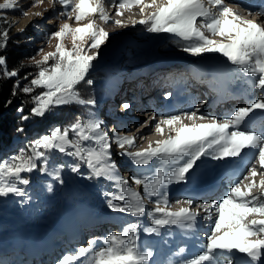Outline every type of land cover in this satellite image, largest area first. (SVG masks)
<instances>
[{
	"label": "snow or ice",
	"instance_id": "obj_1",
	"mask_svg": "<svg viewBox=\"0 0 264 264\" xmlns=\"http://www.w3.org/2000/svg\"><path fill=\"white\" fill-rule=\"evenodd\" d=\"M49 2H58L66 10L70 9L61 15L74 19L79 26L72 27L65 22L52 33V38L58 41L55 51L44 54L40 61L35 62L38 71L29 86L22 89L24 93H32L34 88L44 90L33 96L34 107L31 114L36 117H43L53 107L60 105L96 104L94 99L81 98L77 85L81 82L92 83L85 77L93 67L92 62L98 59V52L89 53L92 49L98 50L109 38L108 32L99 27L95 20L80 23L97 15L107 23L110 17L104 8V0ZM42 3L43 0H34L32 6ZM113 6L116 7L117 16H122L124 10L138 7L140 14L145 17L138 23L145 25L148 32L173 33L182 40L189 41L182 50L193 56L221 53L244 74L255 78L254 88L264 91V25L241 17L227 6L225 0H119ZM17 8L22 15L29 14L20 7L18 0H4L0 3V10ZM148 9L153 11L147 12ZM34 15L42 16L43 13L37 12ZM257 15L264 17V7L260 8ZM200 17L203 21L197 25ZM114 23L118 27L125 26L121 20ZM20 31L23 32L24 29ZM205 31L221 37V40L210 39ZM69 35L72 40L71 49L64 44V39ZM8 38L9 28L0 29V48L6 47ZM49 61L52 63L49 64ZM5 65V58L0 56V66ZM3 75L15 77L18 72L8 71L4 67ZM129 107L127 103L123 105L125 110ZM256 110H261L259 116L264 118V100L239 107L229 119L223 121L215 117L198 116V109L181 115H168L155 128L162 135V126H167L175 133L174 136L157 141L155 147L149 145L143 151L125 153L136 165H149L154 158L162 162L153 176L131 178L132 183L143 186L145 195L158 197L152 211H146L144 196L128 187L129 180L118 175L116 164L112 160V143L124 149L125 146L134 144L135 137L116 136L110 143L108 133L102 130L101 122L93 117L78 120L63 129L56 127L49 135L32 142L30 154L21 151L11 160L0 163V196L12 193L22 197L24 191L17 184L28 185L30 181L21 174L36 170L37 160H43L47 165L46 153L55 150L85 163L93 177L115 181L121 194H109L112 195V200L108 201L109 209L114 213H126L134 217H151V226L144 228L149 235H160L159 230L168 225H179L182 229L191 230L203 211V219L213 221L211 234L207 236L203 250L193 258L186 259L184 264H264V134L247 130L257 119ZM22 119L27 120L28 117ZM152 119H155V115ZM185 119L193 123L185 124ZM196 120L209 122L196 123ZM17 131L22 132L23 129L19 128ZM70 133L76 138L71 139ZM85 142H93L96 146H86ZM205 156L215 161L247 157V163L251 167L247 168V175L238 178L219 201L212 200L193 211L194 202L188 199L177 201L188 207H181L176 212L168 210L167 193L161 195L162 189L169 183L186 181L197 161ZM163 165L169 166L171 170H166ZM79 168L80 164L77 163L71 170L78 172ZM40 170L47 171V168ZM49 175L63 183L59 171ZM258 175L261 179L257 184L255 178ZM244 181L248 183L245 184ZM254 189H259V195L253 194ZM161 203L164 207H161ZM250 216L261 219H249ZM139 228V222L130 223L121 233L113 232L104 237L103 246L99 247L96 246L95 239L90 240L89 246L63 256L59 264H158L153 259L154 252L138 243ZM180 252L183 253L184 249L181 248Z\"/></svg>",
	"mask_w": 264,
	"mask_h": 264
},
{
	"label": "rangeland",
	"instance_id": "obj_2",
	"mask_svg": "<svg viewBox=\"0 0 264 264\" xmlns=\"http://www.w3.org/2000/svg\"><path fill=\"white\" fill-rule=\"evenodd\" d=\"M3 2L4 0H0V3ZM18 2L20 7L29 13L27 16L22 15L20 9L17 8L0 10V17L7 21L8 26L11 25L9 28L13 35L26 39L32 47L40 48L39 55L35 57V61H40L44 54L55 51L58 41L52 38V33L57 31L62 23H69L72 27L79 26L74 19H67L65 16L61 15L62 12L70 11V9L66 10L58 2L52 4L49 0H43L42 4H37L35 7L32 6L34 0H18ZM114 3L118 4L119 0H104L105 10L111 12L109 15L110 19L107 23L101 21L98 15L90 16L80 22L83 24L88 23L89 20H95L97 25L109 34L108 40H106L98 50L92 49L89 53L98 52V59L92 62L93 67L89 69L86 77L90 78L92 74L94 76L96 72H100L101 77L96 78L92 82L98 96L96 103L100 101L98 104L100 107H98V105H92V110L82 120L93 117L101 123L105 122L106 126L104 125L102 130L108 133L110 143H112L116 136H129V134L131 136L136 135V133L133 132L130 127H121L125 119L112 115L110 109L112 104L111 101L107 100V97L111 96L109 97L111 99L114 96L117 99L121 95H126V97H128L131 93L130 87L132 86L134 88V93H138L141 80L146 76H149L152 81L156 80V86L166 85L170 79L174 80L177 76L186 77L188 79L189 75L187 73V68L189 67L194 72H199L202 75L204 74V81L200 80L201 83L198 81L202 87L207 84V86L216 88L215 82H219L221 76L224 75L230 82H234L233 86L237 90L235 92L240 91V89H246L245 93H248L250 97L252 96L251 99L253 101L260 100V98L262 99L260 96L259 99H255L257 90L248 83V79H251L250 76L246 74H241L238 77L237 75H233V72L239 73L240 71H236L232 67L233 65L229 66L231 63L226 57H222V54L205 53L202 56H193L190 53L184 52L182 49L185 45L190 43L189 41H184L173 33L148 32L145 25L138 23L139 20L145 18L140 14L139 10L137 11V9L131 8V10H124L122 16H117L116 7L113 6ZM225 3L228 7L234 8L236 13L241 17L261 23L254 16L245 14L242 9H240L239 12L238 8L232 6L226 0ZM32 11L43 13L41 16L42 18L33 16L34 13H32ZM151 11H153V9L147 10V12ZM125 15H127L130 20L125 19ZM55 16L56 24H49ZM116 20H121L125 26H116L114 23ZM132 21H137V23L133 24ZM202 21V17L198 18L197 25ZM21 29H24V31L21 32ZM205 35L210 39L221 40V37L213 36L207 31H205ZM64 44L67 48L71 49L72 40L70 35L64 39ZM41 49H43L42 52ZM227 65L230 67L231 74L225 75L226 71L224 69L227 68ZM176 67L183 72H175L173 69ZM165 73L166 80L164 78ZM169 83L173 86L177 84L180 86L183 84L187 86V82L183 80H181V82L178 80ZM142 87H147L150 92L153 91L152 83L148 82V80L143 82ZM207 89L208 88L204 87V90L200 91L201 97H203L202 95L205 96ZM234 93L229 101H233L235 106L243 105L244 102L237 101L239 99V94ZM217 96L216 92H212L211 101L215 105L218 102V99H216L218 98ZM119 103L120 102H118L116 106L117 110L121 107ZM104 108H107L108 111L106 112ZM109 113L111 114L109 115ZM201 114L206 117H213L204 113ZM201 114L197 115L200 116ZM232 115L231 112L230 116ZM187 121L185 119L184 123L189 125L193 123V121ZM195 122L208 123L209 121L196 120ZM51 131L52 130H45V134L39 135L37 139H40L44 135H49ZM156 132L157 131L152 130L153 134H156ZM163 134L159 135L161 141L170 136L167 135L165 131ZM171 135L174 136L175 133L173 132ZM70 138L75 139L76 137L70 133ZM21 144L28 145L27 142ZM85 144L89 147L96 146L93 142H85ZM14 149H18V146L12 147V150ZM138 150V148L128 149L127 147H125V149L118 147L117 149V145L112 143V160L116 164L118 175L129 180L128 187L140 192L141 195L144 196L146 211H152L156 207L155 201L158 197L152 196L151 198L145 195L143 186L132 183L131 178L133 176H153L156 168L161 166V161H155L154 159L153 163L150 165H136L125 153H127V151L139 152ZM22 151L30 154L31 147L29 146L26 150L24 149ZM118 151H120V153H118ZM46 155L48 161L47 165L44 164L43 160H37L38 168L36 170H33L31 173L21 174L22 177L30 181L28 185L17 184V187L22 188L24 191L22 197L12 193L8 196H0V233L4 231L5 236L10 235L11 237L10 245L7 246L8 248L6 250L0 249V258H2V262L7 263V261L11 260L10 257L14 251H16L14 256H18L19 253L35 256L42 252H46V261L59 264L66 250L69 253L73 252L74 244H84L85 241V245L89 243V238L86 240V238L82 237L83 234L87 235L92 233L91 235L100 234L103 236L113 232L121 233L128 224L136 222L140 223V228L137 230V235L139 237L138 243L154 252L153 259H155V261L158 260L156 261L158 264L181 262L183 259H191L203 250L202 246L206 242L207 236L211 234L213 222L204 223V226L199 230H196V227H194L187 231V229H182L177 225L176 229H160V235H149L144 231L145 227L151 226V218H148L147 215L143 217H134L126 213H114L109 209L108 201L112 200V195L109 194H121L115 181L104 177H93L87 165L80 162L75 157L59 153L55 150L47 152ZM4 156L0 159V163L5 160H10ZM77 163L80 164L79 171L73 172L71 169ZM216 165L217 161L212 160L209 156L202 157L201 160L197 161L194 170L188 174L186 181L180 183L172 182L162 189L161 195L166 192L168 196L167 209H171L170 211L173 212L179 211L181 206L179 207L178 204L183 205L182 207H188L187 204L177 203V201L182 202L185 201V199L177 200L174 197H169L170 191L173 189L172 187L178 186V197H185L187 195L186 192L189 193L188 188L198 179L216 171ZM164 166L166 170L170 171L171 168L169 166ZM45 167L47 171L40 170ZM56 171H59L63 183L56 180L52 175H49V173ZM149 201L151 202L148 203ZM28 207H30L29 211H27ZM161 207H164L163 203H161ZM193 207H195V204L192 205V210ZM52 212L54 214H49ZM27 229L29 233L24 232ZM252 239H256V237H252ZM18 243L20 246L22 245L21 248H17V246H19ZM2 246L6 245L0 244V247ZM159 248L161 249L160 251L158 250ZM181 248L184 249L183 253L180 252ZM20 250L21 252H19ZM29 252H31V254ZM156 253L160 256H157ZM40 260V258H37L38 263L41 262ZM27 263H23L22 260V264ZM183 263L184 262H181L180 264Z\"/></svg>",
	"mask_w": 264,
	"mask_h": 264
},
{
	"label": "trees",
	"instance_id": "obj_3",
	"mask_svg": "<svg viewBox=\"0 0 264 264\" xmlns=\"http://www.w3.org/2000/svg\"><path fill=\"white\" fill-rule=\"evenodd\" d=\"M9 28L4 18L0 17V29ZM40 48L32 47L26 39L13 35L9 28V38L6 47L0 48V56L6 61L5 66H0V156L11 158L26 150L39 135L45 130L61 129L68 127L78 120H82L91 111L89 105L70 104L53 107L44 117L31 114L34 107L33 96L40 94L43 89L34 88L32 93H24L23 88L29 86L38 69L35 67V57L39 55ZM52 61H49L51 64ZM8 71H17L18 75L9 77L3 75V68ZM90 75V74H89ZM92 77V78H91ZM86 78L92 82L100 76V72ZM81 98L97 101L96 88L93 83L81 82L77 85ZM15 91V95L13 92ZM8 101H11L9 104ZM22 109V111H21ZM22 117H28L27 120ZM22 128L23 131H17ZM49 128V129H47ZM27 142L28 145H21ZM18 149L12 150V147ZM6 161V160H5Z\"/></svg>",
	"mask_w": 264,
	"mask_h": 264
},
{
	"label": "bare ground",
	"instance_id": "obj_4",
	"mask_svg": "<svg viewBox=\"0 0 264 264\" xmlns=\"http://www.w3.org/2000/svg\"><path fill=\"white\" fill-rule=\"evenodd\" d=\"M149 2H150V0H149ZM137 9V11L139 10V8L138 7H132V9ZM32 13H37L36 11H32ZM107 13L110 15V11H108L107 10ZM54 15H55V13H54ZM33 16H37V15H33ZM39 18L41 17V16H38ZM32 18V17H31ZM42 18V17H41ZM55 18H56V16L50 21V23L49 24H56V21H55ZM201 18V17H200ZM51 19V18H50ZM125 19H127V20H130L129 19V17L127 16V15H125ZM27 20V19H26ZM40 20V19H39ZM38 20V21H39ZM57 28V27H56ZM219 54H221V53H219ZM222 57H224L223 55H222ZM183 64V63H182ZM187 65H188V63H187ZM230 65H232V64H229V66ZM228 65H227V73L229 74V73H231V71H230V67H229ZM185 67H187V66H185ZM236 71H240L236 66H232ZM188 69V75L189 74H193V75H197V74H200L199 72H194L193 70H191L189 67L187 68ZM224 69V68H223ZM225 70V69H224ZM178 71H180V70H178ZM196 71V70H195ZM240 73V74H239ZM239 73H234L233 72V75H237V77L239 76V75H241V74H244L242 71H240ZM178 74V73H177ZM204 75V74H203ZM226 75V74H225ZM228 76V75H227ZM230 76V75H229ZM178 77L179 78H181V79H184V78H186V77H180V76H177V77H175L174 78V80H176V81H178ZM226 77V76H225ZM251 79H248L249 80V83H251V85L253 84V81H254V79L255 78H253V77H250ZM208 79V78H207ZM172 79H170L169 81H168V83L169 82H172L171 81ZM203 80V79H202ZM227 79L226 78H224V76H223V79L221 80V87H222V89H227L228 88V84H229V86H230V84L231 85H233V83L232 82H227L226 81ZM247 80V81H248ZM180 82H181V80H179ZM204 81V80H203ZM207 81V80H206ZM218 81V80H217ZM232 81V80H231ZM211 82H212V80H211ZM237 82V81H236ZM200 83H201V81H200ZM218 83V82H217ZM216 84V83H215ZM178 85V84H177ZM214 86V85H213ZM231 87V86H230ZM138 89L140 90V87H138ZM203 91V90H202ZM237 91V90H236ZM264 92V91H263ZM151 94V96H154L155 97V95H156V92H154V91H151L150 92ZM214 94V93H213ZM235 94V93H234ZM252 94V93H251ZM215 95V94H214ZM218 95V94H217ZM123 96H126V95H123ZM203 97H204V95H202ZM259 96V95H258ZM214 97V96H213ZM218 97V96H217ZM252 97V96H251ZM237 98V97H236ZM216 99H218V98H216ZM233 99V98H232ZM128 101H131V99H130V97H129V99H127ZM237 100V99H236ZM214 101V100H213ZM122 103H125V102H122ZM210 103V102H209ZM218 103V102H217ZM212 105H215L213 102L211 103ZM207 105L208 104H205V105H202V107H199V108H197L199 111L197 112V114L199 115V114H201L202 112H204V111H207ZM243 106H247V104H244ZM196 109V110H197ZM195 110V111H196ZM123 112V111H122ZM202 115V114H201ZM231 117V116H230ZM262 120H264V119H259L258 117H257V119L254 121V122H252V123H255L256 125L260 122V121H262ZM186 121H187V119H186ZM190 121V120H189ZM118 122V121H117ZM143 122H145V121H143ZM142 122V123H143ZM188 122V121H187ZM141 123V124H142ZM147 123V122H146ZM251 123V124H252ZM123 124H125V123H123ZM122 124V125H123ZM141 124H139V125H141ZM104 125L106 126V123L105 122H102L101 123V126L102 127H104ZM163 127V126H162ZM164 131L167 133V135H171L173 132L171 131V129H169L168 127H166V126H164ZM125 133V132H124ZM164 133V132H163ZM155 134V133H154ZM153 133H152V130H147V131H144V132H142V133H140V134H137V135H131L130 136V134H129V137H135V142H134V144L132 145V146H125V147H127L128 149H136V148H138L139 150V152L140 151H143L144 149H147L148 147H149V145H151V146H153V147H155L156 146V142L157 141H161L160 139V137H159V133H157L156 132V134L154 135ZM164 135V134H163ZM123 136V135H122ZM162 137V136H161ZM125 149V148H124ZM121 151V150H120ZM129 151V150H128ZM127 151V152H128ZM136 152V151H135ZM123 154V153H122ZM118 157H119V155H118ZM155 159V158H154ZM156 160H159V159H155V161ZM161 164V166H162V162L160 163ZM150 165V164H149ZM211 165V164H210ZM209 165V166H210ZM164 166V165H163ZM251 167V166H250ZM212 168V167H211ZM171 170V169H170ZM205 173V172H204ZM208 174V173H207ZM152 175V174H151ZM243 175H247V170L244 172V174ZM256 182H257V184L259 183V181H260V179H261V177L258 175L256 178ZM199 180V179H198ZM244 183L246 184V183H248V181H244ZM173 189H172V192H170V194H169V197H172V196H176V198H177V200L178 199H185V198H179L178 197V190L179 189H177L176 187H172ZM189 189V188H188ZM181 192V191H180ZM182 193H184V192H182ZM253 194L254 195H259V189H254V192H253ZM168 197V196H167ZM186 197V196H185ZM152 198V197H151ZM186 200V199H185ZM216 200L217 201H219L220 200V198H216ZM151 201H149L148 203H150ZM195 204V203H194ZM149 206V205H148ZM151 206V205H150ZM178 206L180 207H182L183 205H181V204H178ZM188 206V205H187ZM168 208V207H167ZM171 210V209H170ZM149 211V210H148ZM214 212H213V217H214ZM200 218H201V216H199ZM249 219H261V217H256V216H250L249 217ZM197 220H198V218H197ZM99 222V221H98ZM149 222V221H148ZM206 222L207 223H212L213 221H209V220H206ZM197 225H198V222H197ZM188 231V230H187ZM189 233V232H188ZM1 234V233H0ZM21 234V233H20ZM119 234V233H118ZM189 235H191V234H189ZM188 235V236H189ZM27 236V235H26ZM44 236V235H43ZM54 237V236H53ZM70 238V237H69ZM90 238H92V237H90ZM96 238H98V237H96ZM96 238H92V240L93 239H96ZM68 239V238H67ZM43 240V239H42ZM55 241V240H54ZM86 243V242H85ZM15 245V244H14ZM18 245H19V243H18ZM22 246V245H21ZM21 246L19 245V246H17V248H21ZM43 246V245H42ZM79 245L78 244H75V247L73 248L74 250L76 249V248H79L78 247ZM13 247V246H12ZM49 247H51V246H49ZM54 247V246H53ZM59 247V246H58ZM62 248V247H61ZM81 248V247H80ZM152 248V247H151ZM166 248V247H165ZM23 249H24V247H23ZM41 249V248H40ZM44 249H46V248H44ZM37 250V249H36ZM48 250V249H47ZM35 251V250H34ZM51 251V250H50ZM25 252V251H24ZM40 252V251H39ZM39 252H37V253H39ZM72 252V251H71ZM30 254H31V252H29ZM43 253V252H42ZM46 253V252H45ZM51 253V252H50ZM158 253V252H157ZM156 253V255L158 256L159 254H157ZM25 254V253H24ZM35 254V253H34ZM33 254V255H34ZM71 254H73V252L71 253ZM161 254V253H160ZM196 254V253H195ZM50 255V254H49ZM155 255V256H156ZM160 256V255H159ZM31 257H33V256H31ZM49 257V256H48ZM47 258V257H46ZM53 258V257H52ZM154 258V257H153ZM158 258V257H157ZM160 258V257H159ZM155 260V259H154ZM166 260V259H165ZM39 261V260H38ZM156 261H158V260H156ZM175 261V260H174ZM160 262V261H159ZM27 263V262H26ZM184 264V263H183Z\"/></svg>",
	"mask_w": 264,
	"mask_h": 264
}]
</instances>
